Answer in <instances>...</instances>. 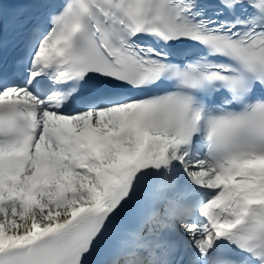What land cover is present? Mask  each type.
I'll return each mask as SVG.
<instances>
[{
    "label": "snow or ice",
    "instance_id": "snow-or-ice-1",
    "mask_svg": "<svg viewBox=\"0 0 264 264\" xmlns=\"http://www.w3.org/2000/svg\"><path fill=\"white\" fill-rule=\"evenodd\" d=\"M0 264H264V0H0Z\"/></svg>",
    "mask_w": 264,
    "mask_h": 264
}]
</instances>
